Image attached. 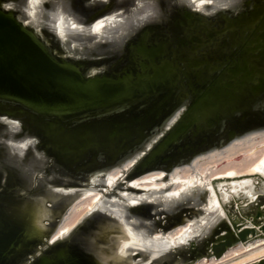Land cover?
Segmentation results:
<instances>
[{"label":"water","instance_id":"95a60500","mask_svg":"<svg viewBox=\"0 0 264 264\" xmlns=\"http://www.w3.org/2000/svg\"><path fill=\"white\" fill-rule=\"evenodd\" d=\"M27 1L0 0V264H185L195 258L215 264L211 252L220 257L238 239L242 247L250 241L256 234L251 223L264 235V202L249 210H263L253 215L257 222L250 214L239 223L233 204L222 218L197 211L205 207L201 191L179 201L185 207L172 215L163 191L147 194L130 185L132 177L155 170L166 177L200 151L264 128V0L213 19L195 13L187 0H43L39 28L23 23L27 15L18 7ZM58 11L90 31L96 20L122 11L149 16L151 23L118 53L74 57L54 28ZM98 64L106 70L89 75ZM179 109L178 119L122 183L108 188V169L141 148ZM87 189L105 192L100 205L68 239L48 244L64 207ZM156 195L161 201H154ZM131 197L139 204L131 206ZM42 200L50 211L43 233L34 226ZM195 216L206 226L193 253L165 235L167 240L155 239L156 231L185 217L193 223ZM119 222L141 243L130 246L124 260H109L116 237L103 229ZM190 235L196 237L190 232L185 241ZM224 235V243L210 248Z\"/></svg>","mask_w":264,"mask_h":264},{"label":"bare ground","instance_id":"6f19581e","mask_svg":"<svg viewBox=\"0 0 264 264\" xmlns=\"http://www.w3.org/2000/svg\"><path fill=\"white\" fill-rule=\"evenodd\" d=\"M28 1L26 4H28ZM214 1L216 6H212V4L209 2H206L201 6L193 5L190 1L188 3H191L189 7L195 13H199L210 19H213L214 17H217L222 13L237 15L241 11L249 9L252 2V0ZM6 7L14 8L15 6H13V4H10ZM26 7V5L20 6V8L18 7V9H20L19 11L23 12ZM149 19L150 18L148 16L144 20L128 26L129 28L125 32H123L122 36L120 37V42L117 44L114 43V45L109 46L108 48H95L92 50L88 49V46L87 48H85V51L83 50L84 48L76 51V47L72 46L70 41L68 45V40L65 39L64 42L67 46L65 51L67 55L71 54V56L74 57L92 55L94 57H101L106 54L118 53L119 51H121V47H123L122 45H124L128 39L132 38L140 28L148 23H151V21L148 22ZM23 23L26 25H29L30 23L37 28L41 26L40 19H37L35 22L23 20ZM101 65L102 64L91 66L88 71L89 75H96L106 70L104 68L107 66L104 67V64L102 66ZM181 112L182 109H179L177 112L171 115L162 124V129L151 136L141 148L136 149L134 152L128 154L120 162L116 163L108 169L106 180L108 188L112 189L114 187L113 185L118 180L123 178L124 174L129 171L135 165V163L141 157H143V155L162 136V134L173 125V123L178 119ZM262 151H264V128L246 134L245 136L236 139L228 145H220L217 148L209 151L202 150L197 156L192 157L191 161L174 165V167L171 169L172 171L168 173L166 177L164 171L155 170L151 173L144 174L141 177H139L138 175L132 177L130 179V185L132 187L136 186L143 188V191L147 192L156 191V193H162L161 191H163L164 193L162 194L164 195L162 196V198H167V200L169 201V212L172 213V215L184 209L185 206L182 207L183 205L178 203L179 201L185 199V197L195 194L197 195V193L201 192L197 189V187H201L203 189L206 185H209L212 191L211 193L215 196V202L214 204H210L208 202L210 194L205 193L202 203L205 204V208L209 211H220V213H224V208L228 209L231 204L239 209L245 204L254 201L256 196L259 194L258 186L262 181L264 182V158L258 165L255 166L254 170L251 173H248L247 171L251 169V166L254 163V157ZM232 169H236L237 173L231 175L230 171ZM185 185L188 186V188L186 189H189L187 193H183L182 191V188ZM105 191H107V189H105ZM104 194L105 192L98 189H87L75 194L69 201L68 205H66V207H64V209L60 213L58 224L52 232V235L49 237L48 244L63 242L68 239L71 233L100 205ZM131 199V206H136L139 204L138 198ZM192 203L196 202H191V204ZM186 204L191 205L188 203V201L186 202ZM45 207V201L42 200L41 205L35 210L34 218V226L42 233L45 232L46 229L44 222L50 216V211L46 210ZM256 207L263 208L261 204H258ZM249 210L246 211L245 214L240 213L241 215L235 216L234 220L239 223H243L247 220L248 216L252 214V212H250ZM191 223L192 220L189 217H185L184 219L180 220L179 223L175 224L174 226H170L167 230L156 231L155 236L160 237L161 235H165V237L172 244L177 245L178 243L185 241L187 235L191 231ZM103 231L106 236L116 237V248L111 254L106 257V259L109 260H124V258L127 256L128 248L132 245L141 243V239L137 237V234L134 233L126 224L121 222L107 225L104 227ZM226 238L227 236L224 235L220 238L211 240L210 248L220 243H224ZM237 242V245H228L227 249L220 257H217L214 252H211L209 254L210 262L217 263L220 261V263H225L226 261H228L233 255L236 247L242 246L239 239L237 240ZM257 256L255 258L253 257L250 259L242 260L234 264H244L252 260L255 261L251 264H259V258H262L264 255L259 257ZM170 264L182 263L175 260L173 262H170ZM185 264L205 263L203 261H200L199 258H195L192 260H187Z\"/></svg>","mask_w":264,"mask_h":264},{"label":"rangeland","instance_id":"374dc122","mask_svg":"<svg viewBox=\"0 0 264 264\" xmlns=\"http://www.w3.org/2000/svg\"><path fill=\"white\" fill-rule=\"evenodd\" d=\"M42 1L43 0H29L28 1L26 9L23 11L27 15V17H26L27 21L35 22L37 19H39V17H38L39 12L37 11V9H38V6L40 5V3ZM189 1L193 5H197V6H201L202 4H204L206 2L211 3L212 6H216L214 0H189ZM7 5H10V4H7ZM146 17H148V16H145V17L142 16L141 17L140 14L139 15H136V14L133 15L132 14L129 16H123V11H122V12H119L116 14H112L111 16H109L107 18L96 20L95 23L93 24V27H91V31H90V29L87 30V28L80 25V22H78L77 19L68 16L63 11H58L57 14H55V16L53 17V19L55 22L54 28L58 30L59 35L63 38V40H65V39L69 40L70 43L72 44V46L76 47V45H77L79 49L84 48L83 50L85 51V48H87L88 46H89L88 49H92V50L95 48L105 49V48H108L109 46L114 45V43L115 44L119 43L121 40L120 37L122 36L123 32H125L129 28L128 26H131L135 23H138L139 21L144 20ZM74 25H75V27H73ZM70 31H72V32H70ZM74 34H76V35H74ZM263 158H264V151H262L261 153H258L254 157V163L251 166V169H249V171H247V172L251 173L254 170L255 166L258 165ZM230 172H231L230 173L231 175H234L237 173V170L232 169ZM120 183H122V182L118 181L115 185H118ZM263 185L264 184L261 182L258 186L259 194L257 195L258 197H257L256 201H254L253 203H249L247 206L239 208V210L236 208H233V206H232L234 216L241 215L244 212L246 213V211H248L249 209L250 210L253 209L255 204H257L259 202H264V193H263L264 192V190H263L264 186ZM123 187H124V185H123ZM133 188L140 189V191L144 190L143 188L136 187V186ZM186 188H188V186H186V185L182 188L183 193H187L189 191V189H186ZM197 189L200 191H204L205 193L210 194L208 202L210 204H214L215 196L211 193L212 191H211L209 185H206L203 189L201 187H197ZM119 193H121V192H119ZM147 194H152V193L148 192ZM146 196H148V195H145L144 198H146ZM160 196L161 195H156L155 196L156 200L154 199V201L155 202L161 201ZM124 198L128 200V195L126 193L124 195ZM131 198H135V197H131ZM114 203H115V201L113 203H110V204H114ZM115 206L117 207L116 204H115ZM249 206H250V208H249ZM197 211L204 212L205 215H209V216H210L209 213H214L216 217H219V218L224 217L223 216L224 214L220 213V211H208V209H206L204 206L197 208ZM252 211H254V213L250 216L251 217L250 219L253 220V222L254 221L257 222V220L255 219L256 217L253 215L257 214L258 211H263V210L262 209L257 210L254 208V210H252ZM262 223H264V222H262ZM194 226H195V228H194ZM205 226H206V221H201V219L199 217H196V216L194 217V222L191 225V229H190L191 231L190 232L192 233V235L193 234L196 235V237L193 238V236L190 235L187 238V240L183 242V245H185L186 251H191L192 253L194 252L195 248L197 247V242H198V240L201 239V236H202V234L200 232H202V229L205 228ZM249 227L251 229H253L254 231H256L255 235H253V233L250 234L251 235L250 239H249L250 241L248 243L244 244V247H242V246L236 247V249L232 255L233 257L231 256V258L229 259L230 261L229 260L226 261L227 263L226 262L225 263L218 262L215 264H234V263L240 262L242 260L250 259L253 257L255 258L257 255H258L257 257L264 255V253H262V252H264V235L262 233L257 232V230L259 228L257 225L251 223V225H249ZM228 229L231 231V234H230L231 237L235 238L236 233L230 224H228ZM157 240L162 241V240H167V239L164 236H160L157 238ZM260 253H262V254H260ZM192 255H194V254H192ZM263 258H264V256L262 258H259L258 261L263 260ZM254 261L255 260H252V261L246 262L244 264H249V263L251 264ZM206 264H209V263L206 262Z\"/></svg>","mask_w":264,"mask_h":264},{"label":"snow or ice","instance_id":"6c2138e0","mask_svg":"<svg viewBox=\"0 0 264 264\" xmlns=\"http://www.w3.org/2000/svg\"><path fill=\"white\" fill-rule=\"evenodd\" d=\"M73 27H75V25Z\"/></svg>","mask_w":264,"mask_h":264}]
</instances>
